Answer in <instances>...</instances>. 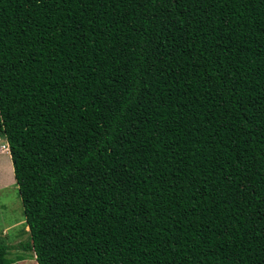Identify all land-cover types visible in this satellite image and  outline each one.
<instances>
[{"label":"trees","instance_id":"1","mask_svg":"<svg viewBox=\"0 0 264 264\" xmlns=\"http://www.w3.org/2000/svg\"><path fill=\"white\" fill-rule=\"evenodd\" d=\"M0 135L37 264H264V0H0Z\"/></svg>","mask_w":264,"mask_h":264},{"label":"rangeland","instance_id":"2","mask_svg":"<svg viewBox=\"0 0 264 264\" xmlns=\"http://www.w3.org/2000/svg\"><path fill=\"white\" fill-rule=\"evenodd\" d=\"M5 153L10 155V152L0 151V155ZM2 171H5L3 180L8 177L12 180L5 185L0 181V242L10 246L9 258L15 260L19 255L22 256L23 259L18 264H37L34 253L19 246L29 239L30 233L14 173L12 176L11 163H3ZM2 171L0 169V173Z\"/></svg>","mask_w":264,"mask_h":264},{"label":"crops","instance_id":"3","mask_svg":"<svg viewBox=\"0 0 264 264\" xmlns=\"http://www.w3.org/2000/svg\"><path fill=\"white\" fill-rule=\"evenodd\" d=\"M8 154H1L0 155V169H1V171H2V168H3V163H7V162H9V163H11V167H12V176H13V173H14V169H13V163H12V159L10 160V157H11V155H9V156H7ZM4 172L5 171H2V173H0V181H1V183H2V185H5V184H8L7 182L9 181H11L12 179L10 178V177H8V179L6 178L5 180H3V175H4ZM14 180H15V177H14ZM6 182V183H5Z\"/></svg>","mask_w":264,"mask_h":264},{"label":"built area","instance_id":"4","mask_svg":"<svg viewBox=\"0 0 264 264\" xmlns=\"http://www.w3.org/2000/svg\"><path fill=\"white\" fill-rule=\"evenodd\" d=\"M0 151L10 152L9 143L6 141V138L0 135Z\"/></svg>","mask_w":264,"mask_h":264}]
</instances>
